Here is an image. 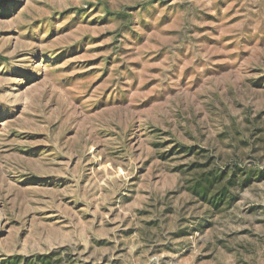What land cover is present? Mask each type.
<instances>
[{"label":"rangeland","instance_id":"rangeland-1","mask_svg":"<svg viewBox=\"0 0 264 264\" xmlns=\"http://www.w3.org/2000/svg\"><path fill=\"white\" fill-rule=\"evenodd\" d=\"M38 255L264 264V0H3L0 264Z\"/></svg>","mask_w":264,"mask_h":264},{"label":"trees","instance_id":"trees-1","mask_svg":"<svg viewBox=\"0 0 264 264\" xmlns=\"http://www.w3.org/2000/svg\"><path fill=\"white\" fill-rule=\"evenodd\" d=\"M0 4L3 5V0H0ZM239 167L228 166L225 170L216 168L215 165L210 163L205 164V167L196 170L193 173L192 178L188 181L187 188L194 194L198 195L209 204L212 208L218 209L220 205L228 198L230 187L236 182ZM255 178L261 177L260 172L252 173ZM253 179L242 181L246 184ZM27 261V264H49L48 255H38Z\"/></svg>","mask_w":264,"mask_h":264}]
</instances>
